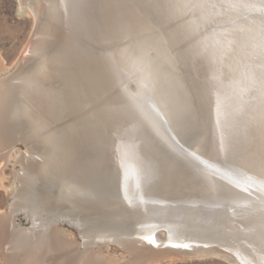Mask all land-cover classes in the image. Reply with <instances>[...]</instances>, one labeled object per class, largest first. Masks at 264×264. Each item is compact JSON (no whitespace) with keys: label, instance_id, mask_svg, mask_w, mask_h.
Instances as JSON below:
<instances>
[{"label":"bare ground","instance_id":"obj_1","mask_svg":"<svg viewBox=\"0 0 264 264\" xmlns=\"http://www.w3.org/2000/svg\"><path fill=\"white\" fill-rule=\"evenodd\" d=\"M19 1L22 3V0ZM40 1L37 4L39 9L41 7L47 8L46 4L44 5ZM37 2L38 0H36ZM120 2L122 1L104 0V3L99 1L100 5L94 11L96 17L94 16L95 19H93L92 17L87 18L83 10L84 4L89 5L92 10L91 4L87 0H83L82 3L80 0H57L60 9L59 29H56L53 16L48 13L50 17L46 22L48 24L47 38L45 37L46 39L36 43L39 48L37 47L38 50L32 54L41 52L51 42H54L52 46L59 44L57 51L52 53H48L49 50L44 51L36 63L19 65L20 67L10 78L0 82V151L5 150L9 145H17L15 143H19L18 145L24 143L27 148H30L29 141L31 138L30 136L27 137L28 132L32 131L31 133L35 137L38 136L40 142H44L45 140L42 141L41 138L47 133L48 129L53 130L49 132L50 134L48 133L50 136L48 138L49 141L60 134L63 138L58 143H49V146H51L50 158L48 157L44 162V167L48 171L49 167L53 168L59 165L60 171L57 170V172L61 173L66 170L65 173L67 175L71 173L77 175V177L59 178L65 179L66 183L65 185L63 184L64 191H71V199L78 202L79 206L84 207L83 210L90 209L88 207L89 203L85 198L90 200V197L93 198L94 195L95 198H98L96 211H103L106 207L109 213L120 215L128 224L136 225V227L139 226V228L143 229L146 228L144 227L146 224L163 223L166 228H169L170 236H168L166 242L162 241L161 244H157L158 246L154 247L152 252L150 246H148L149 252L143 256L141 252L145 244L135 238L134 235L123 239L117 237V240L113 239L116 238L114 236L112 239H107L100 233L101 230L87 229V220H77L76 226L81 230L82 236L87 243L83 246L84 251L77 249L79 252H69L68 248L71 247L72 243L70 245L69 241L58 232V226L55 225V222L52 223V220L59 223L57 219L60 216L54 214V207L58 205L59 196H51L47 192L32 189L35 182L32 170L34 166L27 158L28 154L25 153L22 154L19 161L21 170L16 177L19 182V191L11 205L12 214L0 215V245L4 263L155 264L161 259L175 256L173 253L191 252L190 249L168 246L183 242L170 229L177 228L182 223L179 220L169 218V214H165L167 209L154 211V208H151L153 207L152 205H147V201H155L156 199L157 201L155 202L165 201L163 199L161 201L160 196L162 197L169 189H172V184H178V187L182 189L187 187L191 190L197 188L203 191L202 193L206 194L203 200L211 207L214 205V200H216L215 193L219 191V188L224 183L229 182L227 186L225 185L228 191L229 189L234 191L233 188L235 187H241L248 192H250L249 188L255 189V199H246V197L242 199L238 206L240 208L239 212L232 213L228 224L235 231H238L239 234L246 236V238H253L254 240V238L256 239L260 236L262 239V242L260 241L262 247L259 248V251L256 250L258 248H252V251H248L250 254H240L237 250L235 254L245 262L264 264V0H156L159 15H163L162 17L165 20H161L162 22L160 21L159 24L163 28H169L174 23L178 25L179 34L176 39L174 38V43L177 44V47L185 49L186 53L187 51L191 52L190 54H193L192 58L199 59L201 62L200 67L205 71L204 75L206 74L209 83L214 109L213 126L215 128L217 149H219L222 156H230L238 165L240 171L239 176L233 174L226 176L221 174L218 168L215 169L210 160L199 157L203 165L209 168L213 167L215 171L213 172L212 170V172L221 175L222 183L218 181L217 177H147L146 173L145 176L139 160V155L142 158L145 156L146 150L144 146H147L145 144L147 139L142 130L130 131V144L125 143L120 138L117 146L112 148L114 153L111 152L116 161L115 170L112 171L113 167L111 165L107 167L105 160L107 159L108 152L106 150L108 149L104 148L103 150L101 140L102 136L104 138L107 137V133L101 130V113L103 108H105L104 112L115 115L114 104L119 103V97L120 99L122 98V90L116 89L119 85L117 69H112L107 62L97 63L98 58L101 60L98 55L85 56V51L89 49L85 46V42L94 41L95 39L99 40L98 43H103L118 39L121 33V29L119 30L120 18L118 16L120 15V10L124 8H121ZM32 3L30 8L35 11L37 6H35L34 1ZM147 11L149 15L150 9H147ZM130 15L133 14L131 13ZM95 20L98 21L99 26L95 23ZM151 20L153 19L151 18ZM137 29L139 28L137 27ZM57 33L60 34L59 41H52ZM173 41L169 43L172 44ZM54 49L56 50V48ZM159 53L158 55L161 54ZM89 57L93 60H90ZM183 57L185 58L184 54ZM59 60H65L66 67L63 66L64 64L59 65ZM116 61L119 62L118 56ZM183 64L185 65L184 61ZM17 75L19 79L12 86L10 83ZM110 87H114V96L116 98L111 96L112 98L106 101L107 96L105 95L107 90H110ZM18 93L23 102H26L24 106L22 101L17 99L16 95ZM139 95L143 101L145 100V102L149 103V106H154L158 112L165 114L163 105L154 98L150 89H147V92L141 89ZM28 105L31 106V109H35L37 113L32 117L33 123L30 126V131L25 133L26 127L24 129L23 121L24 115L26 116L25 107ZM128 106L133 108V110L134 107H137L136 109H139L138 115L141 118H146L145 122L153 125V116L142 103L138 100L133 103L128 100ZM90 109L94 110L89 112ZM163 119L165 122L167 121L165 117ZM114 124L116 125V123ZM58 126H63L64 134L57 130ZM197 128L199 129V127ZM173 132L175 133L176 131ZM193 137L195 138V136ZM144 140L146 141L144 142ZM179 142L185 146V142L181 140ZM65 149H67L66 158L64 157ZM7 154L9 155V153ZM8 155H0V173L3 172L2 167L9 159ZM119 169L122 172V177H111L113 172L116 174ZM29 171L31 175H28ZM94 174L100 177L86 176ZM106 174L108 177H104L107 176ZM180 193L182 192L180 191ZM140 203L146 204V206H143V208H146V213L141 212ZM249 204H254V207L250 206L251 211L243 210V207ZM17 206L19 208L28 207L29 212L27 211L25 214L29 227H25L26 229L19 228V224L15 223L17 222L15 218H17L19 211ZM39 211H43V213ZM168 212L172 211L168 210ZM46 213L48 215L46 217L51 218H47L50 222L43 220L46 219L44 217ZM25 214L21 213L20 215L25 216ZM50 214L52 215L49 216ZM141 216L150 218L145 219L147 221H143L144 226L140 222ZM190 219L195 223L196 228H200V230L206 231L211 228V225L205 222L203 218L193 215ZM71 221L74 223L76 220L71 219ZM47 222L49 223L48 225H46ZM146 229H150L152 233H155L152 227ZM123 235H126V233ZM215 236L217 235L215 234ZM56 240L58 243H53ZM97 240L104 241V243L110 241V243L117 242L122 244L132 251H137L136 256L131 257L127 262H120L116 258L103 254L102 249L94 251L92 245H102L97 244ZM157 247L160 249H156ZM58 248L67 250L63 257L59 256L56 258L55 254ZM202 252L204 253V251ZM57 259H61V261H57Z\"/></svg>","mask_w":264,"mask_h":264},{"label":"rangeland","instance_id":"obj_2","mask_svg":"<svg viewBox=\"0 0 264 264\" xmlns=\"http://www.w3.org/2000/svg\"><path fill=\"white\" fill-rule=\"evenodd\" d=\"M33 1L35 2L34 3L35 6H37V9L35 11H33V9L30 8V4ZM120 1H122L120 2L121 8L124 7L119 12L120 15L118 17L120 19L117 17L120 22V25H119L120 26L119 30L121 29L120 36L115 41H105L103 43L102 42L98 43L99 40L94 39V41L89 40L85 42V46L89 48L88 51H85V54H86L85 56L89 55L91 57L93 55H98L101 57V60L100 58H98L97 63L98 62L100 63L108 62L109 63L110 61L112 62L113 65H117L116 68L118 71V77L120 81L118 85L119 87L117 86L118 88L116 87V89L122 90L123 94L128 95L129 97H132V99L134 98L133 100L135 101L139 100L142 102L143 100L141 99L139 92L141 91V89L144 90V92H147V89H150L154 98L160 101V103L163 105L165 109V114L163 112H160V113L163 115V117H165V119H167L169 124L167 123V121L165 122V124L166 126H168L169 131L171 132V134L174 136V138L178 142L180 141V139L176 137L173 131H176V134L180 135V137L182 136L181 138L183 139L186 137L185 139L189 138L192 140L194 138L193 136H195V138H201L202 136L201 134L204 132V128L201 123L202 116L200 115L199 113L200 111L198 108V105H199L198 100L200 98L198 97L199 87L197 85L198 79H201V75L199 74L200 70L198 68L195 69L194 67L191 68L188 65H186V62L184 61V57L182 54L183 51H181L182 48L180 47L181 48L180 49L179 46L177 47V44L169 43L170 40L167 35L169 34L168 29L165 27L164 29L163 26L158 23V21L151 20L150 16L147 17L148 16L147 12L141 5L136 3L137 2L136 0H120ZM40 2L43 3L44 5L46 4V7L48 9L45 7L43 8L41 7L39 9V6L37 5L39 4V0L37 3H36V0H32V1L23 0L22 3L19 0H0V82H4V80L6 81L7 78H10L11 75H13L16 72V70L20 67L19 65H22L23 63H26V65L27 64L32 65L36 63V61H38L39 58L43 55L44 51L49 50L48 53L57 51L59 44H56V46H52L54 42H51V44L45 47L41 52H38L37 54H32L34 51H37L39 48V46L36 45V43L47 38L46 31H47L48 24H46V22L50 16H53L55 27L56 29H59L58 19L60 18V9H59V5L57 4V0H51V3H50V0H41ZM24 5L25 7H23ZM48 13L50 14V16L48 15ZM131 13L133 15H130ZM35 19H37L38 21ZM137 27L139 29H137ZM140 27H141V30H140ZM142 31L143 32L146 31L147 33L146 32L143 33ZM149 34L152 36L150 37ZM137 35L140 37H138ZM59 38H60V34L57 33L56 37L52 41L57 40L58 42ZM122 39H125V40H122ZM145 39H146V42H145ZM173 45H175L176 47ZM54 48H56V50ZM158 53L160 55H158ZM117 56L119 58V63H117L116 61ZM22 57L24 58L23 60H22ZM27 57L29 58L27 59ZM90 57L89 59L93 60ZM168 57H171V58H168ZM64 61L59 60L58 64L59 65L64 64L63 66L66 67ZM183 61L185 65L183 64ZM18 75L10 83L12 84V86H13V83H15L19 79ZM165 81H168V82H165ZM66 83L69 84L68 81H66ZM114 94H115L114 87L112 88L110 87V90L109 91L107 90L106 95H105L107 96L106 101H109V99H111L112 97L116 98ZM16 96H17V99H20L22 101V105L24 106L26 102H23L19 93ZM127 102L128 101L121 98L119 99V103L114 104L115 106L114 114L115 115L107 114L106 112H104V109H105L103 108L104 106L102 107L103 110L101 113V121H100L101 124L100 123L99 124L101 125L102 132L104 131L107 133V137L104 138L102 136L101 140L103 144V150L104 148L108 149L106 150L108 153L106 157L107 159L105 161H106L107 167L108 166L110 167V165L113 167L112 171L115 170V166H116L115 158L112 156L113 154L111 153V152L114 153V151H112V148L115 147L116 143L119 141L120 138L124 139L123 133L125 132V129L131 124V119L129 115L126 113V108H125L127 107ZM184 102L185 104L186 103H189V104H186L187 105L186 106ZM25 108H26L25 109L26 116L24 115L23 122H24V129L26 127L25 133H27L28 131H30V128H31L30 126L33 123L32 117L37 112L35 111V109H31V106L29 105ZM188 108L189 110H187ZM92 110L90 109L89 112ZM29 114L30 116H28ZM27 116H28V119H27L28 121L27 120L25 121V118ZM145 120L146 118L143 119L144 122ZM60 123L62 124V122ZM114 123H116V125ZM196 125H199V126H196ZM62 127L63 126L61 127L58 126L57 130L60 133L64 134L65 131H63ZM197 127H199V129ZM52 131L53 130L48 129L47 133L42 137L43 139L41 138L42 141L45 140L44 142H40L38 140L39 139L38 136L35 137L34 134L31 133L32 131L28 132L27 137L30 136L31 138V140L29 141L30 143L29 147L31 149L27 148L24 143L20 145H18L19 143H15L17 145H9L5 150L0 151V155H3V154L8 155L7 153H9L8 155L9 159L6 162V164L3 166L4 168L2 167V171L4 173L3 172L0 173V179H1L0 184L4 185V186L0 185V215L1 214H8V215L12 214L11 205L13 204L14 197L18 195V191H19V182L16 180V177L18 176V172L21 170L19 161L21 160L22 154L27 153L28 154L27 158L31 161V163L34 166L32 170L34 172L33 175L35 177V182L32 186V189H38L41 192H47L51 196L53 195L59 196L58 198L59 200H57L58 205L54 207L55 209L54 214H58L60 216L59 219H57L60 224L57 223L55 220H52V223L55 222V225L58 226L57 229L60 235L61 236L63 235L62 237L68 240L70 245L72 243L71 247L68 248L69 252H72V253L73 251L79 252L77 251V249H80V251L82 250L84 251L83 246L87 243L84 237L82 236L81 230H79L78 226H76V224L78 223L77 220H87L86 221L87 229L89 230L99 229L101 230L100 233L103 235V237L105 238L107 237V239H112V237L114 236L116 238H113V239L117 240V237H120L119 239H123L124 237H128V236L130 237L134 235L135 238H137L140 242L145 244L143 246V251L141 252L143 256H145L147 252H149L148 246H150L151 252L154 249V247L150 243L146 242L147 239H151L152 237H154L157 244L159 243L161 244L162 241L164 242L167 241L168 236H170L169 235L170 230L169 228H166L163 223L158 222V223H155L154 225L146 224L144 226L143 221L149 217L146 218V217L141 216V221H140L142 222L141 225L146 228L152 227L155 231V233H152L150 229H146V228L143 229V228H139V226L136 227V225L128 224L127 222H125V220L120 215L109 213L108 210H106V207L105 209L102 208L103 211H96V203H97L98 198H95L94 195H93V198L90 197V200L85 198V200L88 201L89 203L88 207L90 208L87 210H83L84 207L79 206L77 204L78 202L71 199L70 197L72 196L71 191L70 192L67 190L64 191L63 189L64 188L63 186L66 183L65 179H60L59 177H65V178L73 177V176L77 177V175L73 173H71L70 175H67L65 173L66 170L62 171L61 173L57 172V170H59V167H60L59 165L53 168L49 167L48 171L44 167V162L48 159L49 152L51 150V146H49V143H53V144L58 143V141L63 138L62 135L60 134V135H57L56 138L55 137L51 138V141H49L48 140V138L50 137L49 132H52ZM53 135H54V132H53ZM31 143L33 144L31 145ZM64 157L65 158L67 157V149H65ZM196 157L199 158V156H196ZM117 174H118L117 172L116 174L115 172H113L111 177H118ZM28 175H31L30 171L28 172ZM86 176L87 177H100L99 175H96V174L92 176L91 175L90 176L86 175ZM104 177H108V175ZM147 205L149 206L152 205L153 207L151 208H154L153 209L154 211L158 209L160 211L161 210L163 211V209L165 210L164 206L162 205L159 206L158 202H154L153 200L148 201ZM18 209L19 211L16 216L17 218H15V221L17 222L15 223L19 224L20 226L19 228L22 227L21 229L25 227L26 228L29 227L28 225L29 222L27 221L26 219L27 216L25 214L27 213V211L29 212L28 207L25 206V207L19 208L17 206V210ZM140 209H141V212L146 213V208L142 207ZM39 212L43 213V211H39ZM165 212H166L165 214H169V218H171L172 220H179V222L182 223V225H178L177 228H170V229L175 232V236H177L181 241L188 242L184 244H189L191 246L189 248L191 252H186V253L177 252L178 254L173 253L175 254V256L173 255V256H169L168 258L161 259L157 261L155 264H231L227 262L225 259H222L218 256H214L213 254H211V252H213L215 248L214 246L217 245L214 242L216 238L213 235L215 232L214 230L207 229L206 231H203V234L205 235H202L200 233L201 232L200 229L196 228L195 223H193L192 221H189L183 217H180L177 214H171V212H168V211H165ZM21 213L25 214V216L20 215ZM51 215L52 214H50L49 216ZM46 216H48L47 213L44 214V217L46 219H43V220H46V221L48 220V222H50L49 219L51 218L46 217ZM71 219H74L76 221L72 223L73 221L70 222ZM48 222L46 223V225L49 224ZM195 231H198V232L194 233ZM125 233L126 235H123ZM53 243H58V241L56 240ZM96 243L97 244L99 243L102 245L101 246L92 245V249H94V251H99L100 249H102L103 254H105L108 257L114 258V259L116 258V260L120 262L121 261L127 262L128 260H130L131 257H135L137 253V251H132L131 249L126 248L122 244H119L117 242L110 243V241H108L109 243L108 245V243H104V241L97 240ZM156 249H160V248L157 247ZM202 251H204V253ZM66 252L67 250H61L58 248L55 256L56 258H58L59 256L63 257L64 254H66ZM58 260L61 261V259H57V261ZM0 264H5L3 260L1 245H0Z\"/></svg>","mask_w":264,"mask_h":264},{"label":"water","instance_id":"obj_3","mask_svg":"<svg viewBox=\"0 0 264 264\" xmlns=\"http://www.w3.org/2000/svg\"><path fill=\"white\" fill-rule=\"evenodd\" d=\"M83 0H80L82 3ZM104 3V0H87L91 4L92 10L89 8V5H85L83 7L84 13L87 15V18L92 17L95 19L96 15L94 13L95 9L97 8L100 3ZM139 5H141L146 12L148 13L147 9H150L149 15L150 18L153 20L158 21V23L163 20V15L160 16L157 9V2L156 0H136ZM23 2V0H22ZM160 4V3H159ZM148 15V16H149ZM95 16V17H94ZM102 16V14H101ZM100 16V17H101ZM97 19V18H96ZM103 19V18H102ZM96 23L98 22L95 20ZM162 22V21H161ZM99 26V24L97 23ZM168 29V38L170 41H173L177 38L179 34L178 25L176 23L171 24ZM175 38V39H174ZM172 44H175L174 41ZM183 49V48H182ZM188 53V54H187ZM185 51L183 49V54L185 56L184 61L186 65L189 67H194L195 69H199V74L201 75V79H198L197 85L199 89V100H198V108L199 113L202 116V126L204 128V132L201 134V138H195L190 140L183 139L176 134V137L180 139L182 142H185V146L181 145L174 136L169 132L168 126H166L163 116L160 112H158L154 106H149V103H145L144 101H139L143 104L146 108L149 109V113L153 116V125L148 124L147 122H143L144 118H141L138 115L139 109L137 107L126 108V113L129 115L131 119V124L125 129L123 133L125 143H129V135L130 131H137L142 130V133L146 136V140H144L147 146L145 148V156L142 158L139 155L140 165L142 167V171L144 174H147V177H217L219 182H223L221 179L220 174L213 173V167L215 169L218 168L221 174L226 176L233 174V175H240V171L238 169V165L233 161L230 156H222L219 149H217V140L215 135V128L213 126V105L211 101V94H210V87L202 68L200 67V60L192 58L193 54L191 52ZM25 54V52H24ZM24 58L22 57V60ZM108 63V62H107ZM119 63V62H117ZM112 69H117V65H113L112 62L109 63ZM205 70V69H204ZM119 78V77H118ZM120 81V79L118 80ZM119 87V86H118ZM117 87V88H118ZM120 93V91H119ZM121 97L126 101H131L132 103L135 101L132 97L123 94ZM120 99V97H119ZM130 108V109H129ZM137 110V111H136ZM159 120V121H158ZM161 122V123H159ZM157 125V126H156ZM156 128V129H155ZM158 130V131H157ZM142 134V135H143ZM147 134H149L147 136ZM120 140V139H119ZM119 141L116 143L115 147ZM130 144V143H129ZM116 155V149H115ZM114 155V156H115ZM202 157L206 160H210L214 165L212 168L206 167L201 163L198 157ZM116 157V156H115ZM138 160V161H139ZM144 169V170H143ZM211 169V170H207ZM213 170V172H212ZM118 177H122V172L119 169L117 172ZM145 174V176H146ZM229 182L224 183L216 194V200H214V205L209 207L206 202L203 200L206 196L203 191L198 190L197 188L189 189L187 187H178V184H170L172 189H169L168 192L160 196V199L163 202H158L159 206L163 205L165 209L172 211L171 214H177L180 217H183L189 221H192L190 217L193 215L199 218H203L205 222L211 225V228L214 230V242L217 244L214 246L213 252L211 254L218 256L222 259H225L227 262L231 264H252L251 262H245L240 257L235 254V251H239L240 254L248 253V251H252V248L259 251V248L262 246L260 245L262 239L260 238H246L239 234L238 231H235L233 228L230 227L228 221L231 219L232 213H238L240 208H238L242 199L246 197V199L254 198L255 189L249 188L247 190L239 187L233 188L234 191H228L226 187ZM226 185V186H225ZM232 187L231 184H229ZM179 189V190H178ZM180 191L182 193H180ZM253 192V194H251ZM167 195V196H166ZM258 195V194H257ZM215 197V195H214ZM157 201V200H155ZM154 201V202H155ZM140 202V201H138ZM148 202V201H147ZM146 203V202H145ZM161 203V204H160ZM140 207L145 206L144 204L140 203ZM167 206V207H166ZM169 206V207H168ZM254 207V204L248 205L243 207V210L251 211V207ZM217 211V212H216ZM200 229V228H199ZM202 235L203 230H200ZM195 231L194 233H197ZM215 234L218 236H215ZM179 239V238H178ZM180 240V239H179ZM181 241V240H180ZM252 243H251V242ZM257 241V242H255ZM261 241V242H260ZM188 243L186 241L181 242L180 244ZM259 243V244H258ZM181 248V247H180ZM182 249V248H181Z\"/></svg>","mask_w":264,"mask_h":264},{"label":"snow or ice","instance_id":"obj_4","mask_svg":"<svg viewBox=\"0 0 264 264\" xmlns=\"http://www.w3.org/2000/svg\"><path fill=\"white\" fill-rule=\"evenodd\" d=\"M146 242L150 243L153 247L158 246L154 237H152L151 239H147ZM168 246H170V247H181V248H185V249H189L191 247L189 244H179V243L170 244Z\"/></svg>","mask_w":264,"mask_h":264}]
</instances>
